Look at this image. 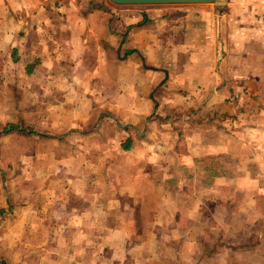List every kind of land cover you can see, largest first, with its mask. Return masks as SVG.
<instances>
[{
    "label": "crops",
    "instance_id": "1",
    "mask_svg": "<svg viewBox=\"0 0 264 264\" xmlns=\"http://www.w3.org/2000/svg\"><path fill=\"white\" fill-rule=\"evenodd\" d=\"M263 15L264 0H0V38H23L20 83L40 103L6 218L27 248L15 264H136L141 229L201 243L181 235L184 191L264 196Z\"/></svg>",
    "mask_w": 264,
    "mask_h": 264
},
{
    "label": "rangeland",
    "instance_id": "2",
    "mask_svg": "<svg viewBox=\"0 0 264 264\" xmlns=\"http://www.w3.org/2000/svg\"><path fill=\"white\" fill-rule=\"evenodd\" d=\"M15 25L11 24V28L14 29ZM20 39L23 38H0V184L9 187V182H12L6 202L0 197V203H4V206L0 207V236L6 240V247L1 242V264H15V251L27 254V248L15 246V242L20 243L18 239L15 240L14 226L11 229H8L10 225L6 226L10 224L6 218L13 217V182L16 175L20 174L16 158L29 157L32 143L38 142V138L30 129L36 127L40 103L31 101L34 98L30 88L21 86L20 83V80L26 77L22 67L31 60V55L25 51L21 60L20 55L13 54L14 48L19 52V48L24 47L20 46ZM11 44L16 47H11ZM16 142L19 145V156L16 154ZM219 169L224 168L221 166ZM258 169H261V187L258 191L264 194V166ZM4 181L8 182V185H5ZM230 186L227 185L228 188ZM223 187L226 185L216 186L212 193L209 192L208 197L205 195L203 198L192 197L194 194H200L198 191L191 196L188 192L183 193L184 228L181 235L187 237L197 234L202 239L201 243L178 246L180 240H175V234L169 230L154 231L157 235L153 240L147 239L150 232L141 229L138 235L142 243L145 242V246L140 251L136 264H264V196L253 199L251 194L244 195L242 189L232 185V198H229L222 192ZM195 224L199 225V231L195 230V227L190 229ZM188 233L190 235H187ZM12 238L14 239L11 241ZM135 250L139 251V248ZM213 253L220 255L210 257L209 254ZM118 257L120 258H114ZM86 259L89 261L87 264H126L121 261L92 263L89 256Z\"/></svg>",
    "mask_w": 264,
    "mask_h": 264
},
{
    "label": "water",
    "instance_id": "3",
    "mask_svg": "<svg viewBox=\"0 0 264 264\" xmlns=\"http://www.w3.org/2000/svg\"><path fill=\"white\" fill-rule=\"evenodd\" d=\"M115 4H181V3H213L223 0H110Z\"/></svg>",
    "mask_w": 264,
    "mask_h": 264
},
{
    "label": "built area",
    "instance_id": "4",
    "mask_svg": "<svg viewBox=\"0 0 264 264\" xmlns=\"http://www.w3.org/2000/svg\"><path fill=\"white\" fill-rule=\"evenodd\" d=\"M262 19H263V21H264V15L262 16ZM238 97H239V94H238V93H237V94H234L232 100H234V99H236V98H238Z\"/></svg>",
    "mask_w": 264,
    "mask_h": 264
}]
</instances>
